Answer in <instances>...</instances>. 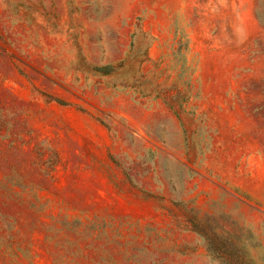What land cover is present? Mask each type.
<instances>
[{"label":"rangeland","instance_id":"374dc122","mask_svg":"<svg viewBox=\"0 0 264 264\" xmlns=\"http://www.w3.org/2000/svg\"><path fill=\"white\" fill-rule=\"evenodd\" d=\"M0 264H264V0H0Z\"/></svg>","mask_w":264,"mask_h":264}]
</instances>
